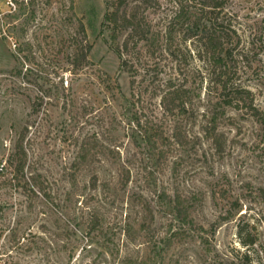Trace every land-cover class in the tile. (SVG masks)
Segmentation results:
<instances>
[{
    "label": "rangeland",
    "instance_id": "374dc122",
    "mask_svg": "<svg viewBox=\"0 0 264 264\" xmlns=\"http://www.w3.org/2000/svg\"><path fill=\"white\" fill-rule=\"evenodd\" d=\"M206 3L141 5L150 36L123 51L134 75L106 0H0V264H264V0Z\"/></svg>",
    "mask_w": 264,
    "mask_h": 264
},
{
    "label": "trees",
    "instance_id": "16d2710c",
    "mask_svg": "<svg viewBox=\"0 0 264 264\" xmlns=\"http://www.w3.org/2000/svg\"><path fill=\"white\" fill-rule=\"evenodd\" d=\"M135 1L139 2L134 3ZM148 3H150V0H106L107 10L104 15L102 25L110 32V48L118 54L121 67L128 71H130L131 67L128 69L127 62L123 56V51L129 49L130 45L137 46L140 41L148 39L150 36V25L146 17L142 14V12H140L141 5H147ZM206 5H210V7H213V10H216L218 7L223 6V0H212L211 4L206 3ZM215 19L216 20L210 22L207 28L205 27L206 40L208 42L207 49L211 51L214 61L220 65V67H222L223 65H226L225 58L227 57L228 52L226 51L224 42L222 40L223 32L220 28L221 23L217 22V17ZM79 28L82 31L84 37L87 38L86 28L83 21L81 20ZM123 32H127V36L122 46H120L118 44L119 37ZM91 48L92 44L90 42H86L85 45L79 43L76 45V50L74 52L72 61L75 68H80L90 63L88 55L91 51ZM132 74H134V72ZM133 81L134 80L131 81L132 85ZM220 81L222 83V87L227 89V79L220 78ZM237 90L238 92L244 91L241 89ZM183 93V89L176 87L171 90V92H169V96H165L164 100H167V102L171 103V105H177L176 100L182 98ZM225 103L231 105L233 101L229 98L225 100ZM214 131L215 129L213 128L212 133H214ZM24 134L25 133H23L22 137L16 143L14 153H12L8 159L10 163L14 165V170L17 172L21 170L23 171L26 162V152L22 143ZM217 138L218 137L216 136V139ZM82 155L84 159H86L87 152L83 153ZM173 208L182 224L186 223L188 221L189 211L185 200L178 196L174 202ZM185 234L186 233L184 230H176L172 232V236L179 238L184 237Z\"/></svg>",
    "mask_w": 264,
    "mask_h": 264
}]
</instances>
